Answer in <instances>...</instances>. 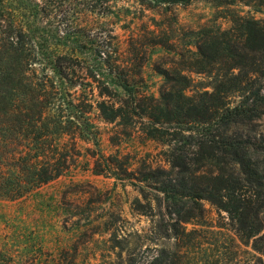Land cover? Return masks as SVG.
Instances as JSON below:
<instances>
[{"label":"rangeland","instance_id":"obj_1","mask_svg":"<svg viewBox=\"0 0 264 264\" xmlns=\"http://www.w3.org/2000/svg\"><path fill=\"white\" fill-rule=\"evenodd\" d=\"M54 8L56 14L44 20L54 60L42 46L40 63L23 66L15 57L9 63L0 37V131H10L11 122L17 126L18 114L33 117L39 127L51 117L61 126L53 131L68 133L62 140L68 169L24 197L0 198V264H120V256L144 264L160 251L167 264H264V240L258 252L252 240L239 239L227 213L203 201L200 212L168 216L164 202L160 207L159 185L145 181L170 172L165 154L175 138L216 131L214 122H196V112L176 121L172 108L155 111L157 122L143 120L141 109L126 106L127 94L112 92L118 80L107 66L122 70L138 97L153 100L149 106L159 105L154 101L165 85H175L195 106L200 93L224 81L226 54L214 48L206 65L199 45L206 35L218 42L237 39L240 19L264 22V0H189L183 7L87 0L73 6L53 2ZM231 74L240 81L238 70ZM253 82L256 87L264 79ZM226 97L231 103L237 96ZM102 104L108 116L112 108L121 111L114 122L103 119ZM147 131L165 136L154 141ZM230 131L264 138V117ZM15 149L1 144L0 157ZM254 159L264 170V154ZM262 220L264 234V215Z\"/></svg>","mask_w":264,"mask_h":264},{"label":"trees","instance_id":"obj_2","mask_svg":"<svg viewBox=\"0 0 264 264\" xmlns=\"http://www.w3.org/2000/svg\"><path fill=\"white\" fill-rule=\"evenodd\" d=\"M80 1L87 0H0V37L4 39L2 47H6L7 62L10 63L15 57L23 66L40 63L42 55L39 51L42 46L45 52L50 53L49 59L54 60L52 53L55 48L48 44L50 35L44 20L58 10L54 8L51 12L50 4L59 2L73 6ZM149 1L161 6L183 7L189 4V0ZM235 25V31L240 35H236L237 39L233 36L218 42L206 35L198 47L201 63L206 65L210 62L208 53L214 48L218 47L226 54L224 65L220 68L224 81L211 87L210 93H200V101L195 106L188 104L191 100L186 99L182 92L177 93L175 85H165L160 100L154 101L159 105L149 106V101L153 100L138 97L122 70L116 68L113 71L112 66H107L118 80L112 92L121 90L127 94L126 106L133 110L141 109L143 120L157 122L155 111L170 112L172 108V112L179 114L176 121H184L196 112L199 115L196 122L202 125L214 122L216 131H198L190 134L187 141L175 138L177 144L169 147L165 154L170 172L161 171L160 175L152 174L145 179L159 185L157 192L162 197L160 207L164 202L168 216L181 218V213L186 209L200 212L201 203L207 201L227 213L234 223L237 237L252 240L254 249L259 252L256 246L264 240V170L254 156L264 154V138L230 130L264 117V83L255 87L253 82V78L264 79V22L240 19ZM59 33L55 32L56 35ZM61 34L64 40L68 39L70 29H65ZM240 37L242 42H238ZM241 60L246 63L243 67H240ZM234 70L239 71V76L242 75L240 81L238 76L231 74ZM60 78L63 81L67 79L66 76ZM229 94L237 96L231 103L225 101ZM148 109L149 113H146ZM99 110L105 114L103 119L108 123L114 122L121 112L112 108L108 116L104 104L100 105ZM39 115L38 119H41V112ZM68 122L71 123V120ZM13 123L18 125L11 122L7 124L10 131H0V145L10 143L16 147L6 156L7 159L0 157V198L9 200L24 197L32 189L57 179L68 169V156L64 155V152H68L67 145L62 143L68 133L53 131L52 126H61L54 124L51 117L43 127H39L38 122L28 115L18 114ZM147 136L160 141L165 134L147 131ZM5 162L8 164H3ZM179 220L185 222L184 219ZM165 254V251H160L144 264H167ZM120 264L132 262L120 256Z\"/></svg>","mask_w":264,"mask_h":264}]
</instances>
